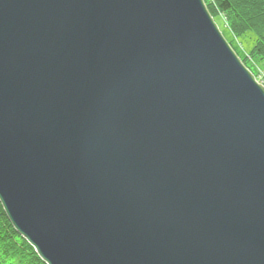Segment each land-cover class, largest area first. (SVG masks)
<instances>
[{"label":"water","instance_id":"obj_1","mask_svg":"<svg viewBox=\"0 0 264 264\" xmlns=\"http://www.w3.org/2000/svg\"><path fill=\"white\" fill-rule=\"evenodd\" d=\"M0 201L47 264H264V88L203 0H0Z\"/></svg>","mask_w":264,"mask_h":264},{"label":"trees","instance_id":"obj_2","mask_svg":"<svg viewBox=\"0 0 264 264\" xmlns=\"http://www.w3.org/2000/svg\"><path fill=\"white\" fill-rule=\"evenodd\" d=\"M203 2L211 17L221 15L225 18L236 38H247L250 33L254 34V43L248 57L263 62L264 66V0H203ZM0 264H47L14 228L1 201Z\"/></svg>","mask_w":264,"mask_h":264},{"label":"rangeland","instance_id":"obj_3","mask_svg":"<svg viewBox=\"0 0 264 264\" xmlns=\"http://www.w3.org/2000/svg\"><path fill=\"white\" fill-rule=\"evenodd\" d=\"M212 18L219 31L223 35L224 39L227 41L232 51L236 54V56L239 58L244 67L249 70V72L253 75L258 84L264 86L263 62H260L256 59L251 60L248 57L250 54L249 50L254 43V34L250 33L247 38H236V36L228 27L224 17H222L221 15H213Z\"/></svg>","mask_w":264,"mask_h":264}]
</instances>
